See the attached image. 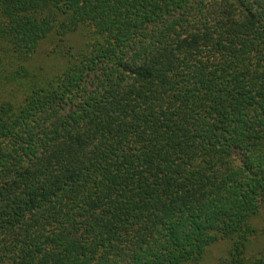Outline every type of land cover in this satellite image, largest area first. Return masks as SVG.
<instances>
[{
	"label": "trees",
	"instance_id": "trees-1",
	"mask_svg": "<svg viewBox=\"0 0 264 264\" xmlns=\"http://www.w3.org/2000/svg\"><path fill=\"white\" fill-rule=\"evenodd\" d=\"M0 67V264H264V0H0Z\"/></svg>",
	"mask_w": 264,
	"mask_h": 264
},
{
	"label": "rangeland",
	"instance_id": "rangeland-1",
	"mask_svg": "<svg viewBox=\"0 0 264 264\" xmlns=\"http://www.w3.org/2000/svg\"><path fill=\"white\" fill-rule=\"evenodd\" d=\"M80 33H76L70 37L71 45L82 44L83 40L80 37ZM61 48L56 46V43L49 41L45 42L41 50L35 55V58L28 67L31 75L38 74L40 77L52 75L64 66V59L60 53ZM1 69V67H0ZM15 72V70H13ZM5 83V79L2 78ZM4 84L0 82V100L5 98L6 91L4 90ZM230 249V242L222 241L212 246L206 253L203 261L200 264H220L223 257H225ZM264 251V234H257L251 241L248 247L249 256L257 255Z\"/></svg>",
	"mask_w": 264,
	"mask_h": 264
}]
</instances>
